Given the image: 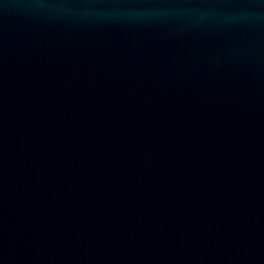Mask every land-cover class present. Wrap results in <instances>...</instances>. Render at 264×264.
<instances>
[{"label": "water", "instance_id": "obj_1", "mask_svg": "<svg viewBox=\"0 0 264 264\" xmlns=\"http://www.w3.org/2000/svg\"><path fill=\"white\" fill-rule=\"evenodd\" d=\"M0 264H264V0H0Z\"/></svg>", "mask_w": 264, "mask_h": 264}]
</instances>
